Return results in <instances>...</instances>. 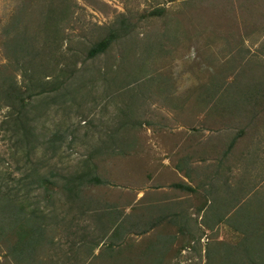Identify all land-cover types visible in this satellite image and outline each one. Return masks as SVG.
<instances>
[{
  "label": "rangeland",
  "instance_id": "obj_1",
  "mask_svg": "<svg viewBox=\"0 0 264 264\" xmlns=\"http://www.w3.org/2000/svg\"><path fill=\"white\" fill-rule=\"evenodd\" d=\"M26 1L0 0V66L6 62L2 33ZM30 3L32 14L24 22L36 31L41 2ZM78 4L75 40L62 51L75 50L79 87L72 100L48 94L33 101L39 148L29 161L7 124L8 108L0 109V176L13 174L11 180H17L33 173L57 183L50 200L43 188L31 193V203L50 214L51 224L52 218L58 221V228H47L49 242L40 255L48 264L88 263L83 246L103 239L106 218L99 219L102 211L77 207L60 186L66 178L94 173L104 183L95 187L94 197L123 214L133 243L154 241L168 251L166 264L237 263L232 253L241 252L240 243L256 246L264 233L257 225L259 233L245 240L234 228L235 220L243 221L234 217L235 205L264 217V92L262 99L238 95L250 92L264 75V0ZM156 9L164 13L150 17ZM123 21L134 31L108 53L90 60L88 50L80 49ZM252 67V77L243 79ZM222 82L234 94L231 99L224 89L216 92L213 84ZM0 182L13 184L5 177ZM213 184L218 189L209 194ZM138 220L144 226L135 229ZM148 228L149 234L138 236ZM109 237L96 255L113 241ZM142 248L133 255L134 264L150 263L136 258Z\"/></svg>",
  "mask_w": 264,
  "mask_h": 264
},
{
  "label": "trees",
  "instance_id": "obj_2",
  "mask_svg": "<svg viewBox=\"0 0 264 264\" xmlns=\"http://www.w3.org/2000/svg\"><path fill=\"white\" fill-rule=\"evenodd\" d=\"M30 1H26L27 4L18 11L13 22L2 33L3 57L6 62L0 66V109L8 108L7 124L11 127L12 136L16 139V146H20V149L22 147L23 154L28 161L39 148L37 144L39 137L33 127L38 119V114L31 110V104L35 99L48 94L59 99L72 100L73 93L76 91L74 88L76 74L79 72L76 65L77 55L72 54L75 50L69 47L68 51L71 54L62 51L63 44H70L75 40L73 30L75 23L78 22L75 18L79 8L78 0H40L41 17L35 26L36 31H31L24 22L26 17L32 14L33 6L31 7ZM163 13V10L156 9L150 13V17L161 16ZM133 31L134 28L131 29L128 22L123 21L119 27L112 28L105 38L92 44V40L85 42L80 46V49L82 47L88 50L87 57L93 60L108 53L116 43L124 41ZM42 35L44 41L41 43ZM253 69L252 67L244 70L245 77L243 79L251 78ZM260 69L264 74L263 67ZM238 78L240 79L236 76V79ZM230 84L232 83L230 82ZM263 84L264 75H260V79L255 80L250 86L252 88V90L249 89L250 92H238V95L241 97V94L245 93L249 99L255 97L262 99L260 92H264ZM213 86L217 87L216 92L224 89L223 96L227 95L230 99L234 95L226 90L224 82L213 84ZM76 87L79 85L77 84ZM257 99V103L261 101ZM256 102L254 103L256 104ZM243 133V130H240L237 137H242ZM236 143V139L230 141L229 150L225 151L224 156L231 153ZM7 174L4 173L3 176H0L1 179L5 177L7 185H9L8 181H13L11 186H3L0 182V264H48L40 252L49 242V236L46 235L47 228L50 227V231H53V227L58 228V221L56 218H52L51 224L50 214H47L46 210H41L38 203H31V193L43 188L45 199L50 200L57 194V189L53 187L57 183L48 177H35L33 173L26 174V178L17 180H11L13 174ZM103 184L99 175L88 173L66 178L65 183L60 186L61 191L67 193L68 198L73 200L77 207L82 204L89 209L102 211L99 219L106 218V220L104 219L106 222L103 239L98 243L96 239H93L89 245L83 246L88 249L87 254H84L87 264H97L98 262L100 264H134L133 255L137 254L139 247L143 248L142 252L140 251L136 256L137 259L142 262L149 259L147 260L150 262L149 264H166L168 251L157 248L154 241L133 243L132 239L126 237L123 214L117 212L113 206H102L104 202L102 204L100 199L94 197L95 187ZM177 187L197 192L191 186ZM217 189V186L213 184L209 194L215 193ZM235 207L234 217L243 218V221L235 220L234 228L243 235L245 234V240H248L251 235L259 233L257 225L261 229L260 231L264 230L262 214L255 213L256 215H253L248 211L243 213L242 208L238 210L237 205ZM261 209L264 211L263 204ZM262 210L260 213H264ZM141 221L138 220L140 225L135 229L144 226ZM141 232L142 235L138 234V236L149 234L151 229H142ZM109 233V239L113 241L109 243L105 251L96 255L99 247L104 245V242L101 241ZM260 238L256 246L251 242L248 244L242 241L241 247H239L241 252L232 253L238 257V259L236 258L237 263L234 264H264V233ZM127 249L130 254L126 252ZM250 250L253 252L249 253ZM231 264L233 263L231 262Z\"/></svg>",
  "mask_w": 264,
  "mask_h": 264
},
{
  "label": "crops",
  "instance_id": "obj_3",
  "mask_svg": "<svg viewBox=\"0 0 264 264\" xmlns=\"http://www.w3.org/2000/svg\"><path fill=\"white\" fill-rule=\"evenodd\" d=\"M175 187V186H174ZM168 204L167 203H165V206H164V209L166 208V206H167Z\"/></svg>",
  "mask_w": 264,
  "mask_h": 264
}]
</instances>
